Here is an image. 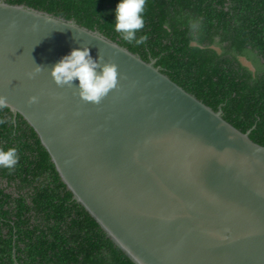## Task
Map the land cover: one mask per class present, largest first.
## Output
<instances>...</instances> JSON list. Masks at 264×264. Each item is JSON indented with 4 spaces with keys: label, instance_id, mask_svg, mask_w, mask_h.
Wrapping results in <instances>:
<instances>
[{
    "label": "water",
    "instance_id": "95a60500",
    "mask_svg": "<svg viewBox=\"0 0 264 264\" xmlns=\"http://www.w3.org/2000/svg\"><path fill=\"white\" fill-rule=\"evenodd\" d=\"M80 46L117 66L98 104L49 75ZM156 63L74 19L0 0L2 107L34 130L106 237L134 264H264V146Z\"/></svg>",
    "mask_w": 264,
    "mask_h": 264
},
{
    "label": "trees",
    "instance_id": "16d2710c",
    "mask_svg": "<svg viewBox=\"0 0 264 264\" xmlns=\"http://www.w3.org/2000/svg\"><path fill=\"white\" fill-rule=\"evenodd\" d=\"M74 19L138 54L157 59L174 83L264 146V0H146L144 28L129 43L114 28L118 0H6ZM249 61L254 70L242 62ZM0 106V264H134L73 199L34 130Z\"/></svg>",
    "mask_w": 264,
    "mask_h": 264
},
{
    "label": "clouds",
    "instance_id": "9594fccd",
    "mask_svg": "<svg viewBox=\"0 0 264 264\" xmlns=\"http://www.w3.org/2000/svg\"><path fill=\"white\" fill-rule=\"evenodd\" d=\"M146 0H118L114 10V28L121 33L122 39L136 44L143 43L147 36L137 39V32L144 28V8ZM42 69L36 66L32 75ZM117 66L115 63L104 62L98 55L93 58L88 46L73 48L62 56L51 68L49 75L57 87H72L78 81L79 98L88 103L98 104L111 90L117 87ZM37 102V97H30L29 104ZM4 98L0 97V106H4ZM17 150L0 149V168L12 169L18 163Z\"/></svg>",
    "mask_w": 264,
    "mask_h": 264
},
{
    "label": "flooded vegetation",
    "instance_id": "af4514ba",
    "mask_svg": "<svg viewBox=\"0 0 264 264\" xmlns=\"http://www.w3.org/2000/svg\"><path fill=\"white\" fill-rule=\"evenodd\" d=\"M251 67L252 68H250V69L254 70V66L252 64H251ZM12 116H13L12 120L14 121L16 119V116H14L13 114H12ZM0 183L6 185L8 183L7 178L0 177Z\"/></svg>",
    "mask_w": 264,
    "mask_h": 264
},
{
    "label": "rangeland",
    "instance_id": "374dc122",
    "mask_svg": "<svg viewBox=\"0 0 264 264\" xmlns=\"http://www.w3.org/2000/svg\"><path fill=\"white\" fill-rule=\"evenodd\" d=\"M242 62H243L246 66L252 68L250 62L247 61L246 59L242 58Z\"/></svg>",
    "mask_w": 264,
    "mask_h": 264
}]
</instances>
